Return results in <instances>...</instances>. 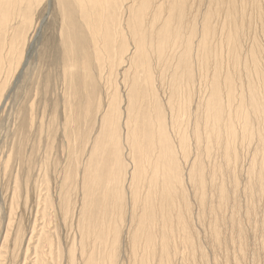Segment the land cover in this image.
Segmentation results:
<instances>
[{
    "label": "rangeland",
    "instance_id": "1",
    "mask_svg": "<svg viewBox=\"0 0 264 264\" xmlns=\"http://www.w3.org/2000/svg\"><path fill=\"white\" fill-rule=\"evenodd\" d=\"M154 2L148 26L133 0H0V264H165L175 182L198 183L221 84L259 100L264 0ZM238 130L240 177L260 145L254 116Z\"/></svg>",
    "mask_w": 264,
    "mask_h": 264
},
{
    "label": "bare ground",
    "instance_id": "2",
    "mask_svg": "<svg viewBox=\"0 0 264 264\" xmlns=\"http://www.w3.org/2000/svg\"><path fill=\"white\" fill-rule=\"evenodd\" d=\"M78 1L79 8H83V3L85 2L90 4L96 2V6L101 2V0ZM78 1L76 0V2ZM154 1L155 0H133L134 4L140 6L141 15H144L148 22V26L153 23L156 15L162 13L165 9V5H162L163 3L157 7ZM238 3L239 0H234L232 15H235V13L240 10V5H238ZM242 4L243 8H246L247 0H242ZM199 11L200 9L198 12ZM204 11H206V9ZM86 26L88 25L86 24ZM197 30L200 31L199 29ZM162 53H166L165 50H162ZM99 54L101 58L99 64H101L102 61V64L105 66L107 63L105 60L108 59V56L106 57L104 51L99 52ZM158 55L159 54L156 56ZM160 56H162V54ZM253 73L258 81L255 84V89L257 90L253 96L259 97V100L253 99L252 104L248 96L250 91L243 84L241 92H243L244 95H242V103L238 104L237 96L240 90L233 79H230L229 85L227 83H222L218 93L217 141L214 140L212 136L207 139L199 137L194 140V143L197 141L196 146H198L197 150L200 156L201 173L197 184H193L192 178L189 177L190 184L185 185L180 176L179 182H175L174 201L175 204L177 203L180 206L177 209L180 216L178 218L175 216L176 219H170L168 222L169 253L167 252L168 258L166 261L163 258L165 264H208V262H210V264H264V84H261L259 81L258 76L260 72ZM236 92L237 95H235ZM181 111H185V107L184 110ZM252 116H254L256 125V131L254 133L255 142L260 146H255L253 148V151L249 153L252 155L250 158L248 157L249 161L246 166L242 165L243 172H240L241 180L239 183L242 188L240 186L241 189H239L238 180L240 177L239 175L237 176V170H239L237 166L239 161V148L237 146L234 148L235 135L239 133L238 128L240 126V121H242L244 117L252 119ZM166 130L167 133L170 132L169 126ZM232 133L234 135H232ZM166 136L168 138L167 134ZM173 144L175 143L173 142ZM177 145L176 142L173 149L180 150V147ZM184 145L186 144L182 141L183 149ZM242 154L241 151V155ZM177 163L178 166L176 169L179 168L178 172L182 173L179 158ZM177 163L175 164L177 165ZM183 163L185 164V161ZM191 172L192 168L190 174ZM133 175L132 173L131 178H133ZM143 181L145 182L146 180ZM194 187H196L195 190ZM126 209L128 210L129 208ZM156 218L157 222H159V217ZM129 219L130 226H132L133 223L137 222L138 217L131 213ZM178 219L181 221L179 222ZM124 223L126 224V222ZM130 230L129 232L127 230L128 239H130ZM179 240H184L182 246H179ZM146 243L149 242L147 241ZM83 245L85 247L83 246L82 248H85V251H87L90 245L89 239L85 240ZM132 249L131 247V250ZM74 250L76 252L77 249L74 248ZM137 250L142 251L141 249ZM90 251L91 250H89V252ZM157 252L160 253L158 250ZM157 252L156 254H158ZM205 253H208L209 260L205 259ZM74 254L76 255V253ZM156 256L158 257V255ZM152 257L153 256L150 258ZM157 260L155 262H157Z\"/></svg>",
    "mask_w": 264,
    "mask_h": 264
}]
</instances>
